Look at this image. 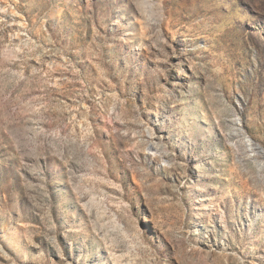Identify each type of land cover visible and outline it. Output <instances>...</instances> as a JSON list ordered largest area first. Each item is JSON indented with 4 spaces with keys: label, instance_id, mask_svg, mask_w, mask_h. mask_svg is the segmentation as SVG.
Segmentation results:
<instances>
[{
    "label": "rangeland",
    "instance_id": "1",
    "mask_svg": "<svg viewBox=\"0 0 264 264\" xmlns=\"http://www.w3.org/2000/svg\"><path fill=\"white\" fill-rule=\"evenodd\" d=\"M0 264H264V0H0Z\"/></svg>",
    "mask_w": 264,
    "mask_h": 264
}]
</instances>
